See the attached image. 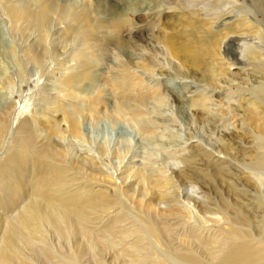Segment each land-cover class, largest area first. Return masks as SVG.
<instances>
[{
    "label": "bare ground",
    "instance_id": "6f19581e",
    "mask_svg": "<svg viewBox=\"0 0 264 264\" xmlns=\"http://www.w3.org/2000/svg\"><path fill=\"white\" fill-rule=\"evenodd\" d=\"M119 5L144 15L160 46L151 58L125 54L131 65L110 74L115 100L100 95L101 107L94 100L80 115L109 113L137 124L141 136H158L159 106L182 101L166 88V75L191 84L185 91L194 121L218 123L215 134L196 131L182 148L166 144L159 154L105 141L80 153L57 145L65 136L87 140L81 116L65 107L93 66L90 51L74 48L60 89L24 105L28 117L20 111L10 121L13 103L0 106V264H264L257 184L264 175V0H84L77 9L62 0H0L15 37L8 43L0 22V87L12 80L8 48L18 47V76L30 64L46 66L58 11L68 19L66 36L89 43L96 13L102 22L114 19ZM150 74L156 83L144 79ZM107 155L119 165L113 172ZM30 164L35 169L26 174ZM26 197L16 214H6L5 206Z\"/></svg>",
    "mask_w": 264,
    "mask_h": 264
},
{
    "label": "rangeland",
    "instance_id": "374dc122",
    "mask_svg": "<svg viewBox=\"0 0 264 264\" xmlns=\"http://www.w3.org/2000/svg\"><path fill=\"white\" fill-rule=\"evenodd\" d=\"M83 1L84 0H62V3H65V5L71 9H77L80 8ZM241 1L243 0H237V3H240ZM245 1L248 2L249 0ZM160 9L163 8L160 7ZM117 10L118 12L116 18L107 19L103 22L101 21V19H95V17L98 16L97 13L96 15L95 12L93 13V15H95L93 20L94 28L92 29L93 36L91 34V41H88L91 45L85 42L89 44V46H87V44L85 45L84 41L78 38L79 36L77 34H75L77 35L76 37L73 34L68 37L66 36L64 29H66V27L68 26V19L62 17L60 15V11H58L55 14L54 19L50 22V32L48 30L47 35L48 42H50L49 44L51 45L53 50L55 49L53 53H51V55H53L48 56L46 66L44 68H39L38 64H30L27 74L23 77L20 75L18 76L17 73V70L19 69L17 58L18 47H15L16 52L13 47L10 50L9 48L7 49L8 55H6L8 56L7 60L9 61V63L7 61V72H9V74L12 76V80L0 87V106L9 101L13 103L14 107L10 110L11 112H9V120L12 121L13 119H15V115L20 111H23L20 119H22V117H28L27 113L29 110L24 108V105H26L27 103H32V105L34 103H37L38 100H36V98L39 94L58 91L60 89L59 76L62 75L60 76V78L63 77V73L64 75H66L67 73L65 72L69 70L68 68H66L68 67L67 65L71 63V66L74 63L72 62L73 52L76 53L77 51H83L84 48V52L90 51L89 55L91 58H89L93 66L88 72L87 77H85L81 82H76L75 87L78 90L77 94L66 102L65 107L66 110L71 114H79V117L81 116V124L87 136V140H78L70 136H65L56 138L55 141H53L54 143H56L57 145L61 143L64 147L74 152L76 151L77 153L85 151L86 148H88V146H90V144L95 141H105L107 143H110L111 145L117 143H125L129 145V149L132 148L131 152L133 154L139 155L141 153L144 154L152 152L154 154H159L163 151V146L167 147L168 144H170V146L168 145L170 149H173L175 147L176 149H178L179 147L182 148V145L180 144L186 140L189 134L197 135L196 131H199V134L201 133L205 136L210 133V135H214L215 133L213 132H215V128L213 129L212 127L213 124L218 125V123H212V125L205 121H202V123H197L198 121H194L191 109L187 106L186 96L189 93L185 91V87L191 84L186 85V81L180 78H166V75H164V77L160 75L157 76L163 78V83L165 84L166 88L169 89V91H171L173 94L178 92L177 94L182 96V101L180 103H172V105L169 102L166 103L165 106H159L158 109L160 110L161 114L163 113L164 115H155L156 117H159L158 120L160 121V124L157 127L158 136H141L142 134L137 124H135L134 122L132 123L128 120L118 119L112 115L109 116V113L107 115L106 113H103L104 115L101 114L100 118L94 120L90 117L88 118L80 115L83 111L82 109H84L86 106H90V104L92 105V102L94 103V105H97L96 102H98V99H100V95L109 97L111 99L110 102H113V99L115 100V92L111 86L110 74L112 72V69L118 67L120 63L131 65L126 62V55H129L132 52V54L136 53V55L140 58H151L152 55L156 54V50H158V47L160 46V44L157 43L158 41H156L154 37L153 32L155 31V28H152L151 25H148L147 20H144L143 18L144 15L138 18L136 15H138L139 12H133L132 9L127 8L126 5H119ZM140 15L141 14H139V16ZM0 20L2 29L7 37V42L13 44V42L15 41V37L10 35L11 33L9 32L6 19L4 21V19H2V17L0 16ZM135 20L139 22L135 23ZM115 24L117 26H115L114 28ZM34 33L36 34L38 33V31H34ZM71 36L72 38H70ZM80 42L84 43V45H82V43ZM77 47L78 49L79 47L81 48L79 50L77 49V51L75 52ZM70 59H72L71 62ZM45 75H50L48 76L50 78H47V76ZM52 75L53 77H51ZM151 78L152 74L144 77V79L146 81L149 80L151 84L156 83L157 78ZM91 80H93V82ZM43 85H46L47 89H42ZM49 88H52V90H49ZM213 97L216 100H213L214 102L212 101L211 104L213 106L215 105L214 107H218L221 103L215 95ZM94 100L97 101L95 102ZM99 102L101 103L102 100ZM99 102L98 107H101L99 106ZM109 104L114 105L113 103ZM46 106H48L47 103ZM55 113L56 112H54L53 114ZM10 114H12V116H10ZM58 115L59 113H57V116ZM191 117L194 122L191 120ZM124 134L125 137H121V135L124 136ZM12 143V145L15 146V143ZM159 146H161V148ZM15 149L17 150L18 148L15 146ZM15 149H13V147L11 148V150ZM137 157L139 158V156ZM157 157H161V155H158ZM103 161L109 163V165H106V167H108L109 169H107L112 172L116 167L119 166L117 165L116 158L111 157V155L110 158L109 155L105 156ZM195 167L197 166L195 165ZM34 169L35 165L30 164L29 166H27L26 174L29 173V171H34ZM259 176H261L262 179L257 181V184L259 183V187L264 191V175L259 174ZM14 179H16V177H14ZM1 181L5 182L6 180ZM27 197L30 198L29 196ZM27 197L23 199V202L19 201L5 206L7 208L6 214H16L20 210L19 207H21L24 202H27L29 200ZM1 210L2 209L0 208V211ZM199 214L200 212L195 213L194 216H198ZM72 251L75 250L72 249ZM104 256V254H100L101 258H103ZM108 256L106 255V257ZM81 260H83V257L81 258ZM110 260L113 261L112 258H109L107 261L113 263ZM39 263L44 264L43 262Z\"/></svg>",
    "mask_w": 264,
    "mask_h": 264
}]
</instances>
